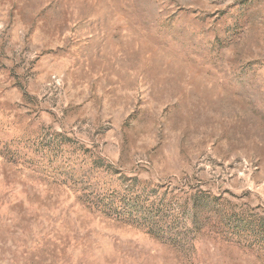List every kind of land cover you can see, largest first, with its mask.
I'll return each mask as SVG.
<instances>
[{"label": "rangeland", "instance_id": "374dc122", "mask_svg": "<svg viewBox=\"0 0 264 264\" xmlns=\"http://www.w3.org/2000/svg\"><path fill=\"white\" fill-rule=\"evenodd\" d=\"M0 264H264V0H0Z\"/></svg>", "mask_w": 264, "mask_h": 264}]
</instances>
